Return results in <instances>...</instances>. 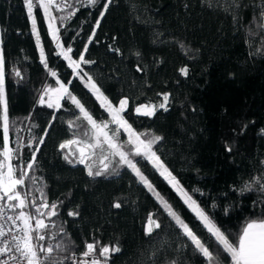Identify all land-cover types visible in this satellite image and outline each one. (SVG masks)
Here are the masks:
<instances>
[{
    "label": "trees",
    "instance_id": "16d2710c",
    "mask_svg": "<svg viewBox=\"0 0 264 264\" xmlns=\"http://www.w3.org/2000/svg\"><path fill=\"white\" fill-rule=\"evenodd\" d=\"M105 2L85 7L78 0H68L72 8L53 9L56 19L52 25L59 30L55 45L47 34L43 10L34 9L38 45L23 0H0L9 141L16 148L15 164L20 158L27 173L18 190L31 201L41 194L49 205H57L55 216L45 215L48 228L42 233L46 239L37 244H67L68 251L53 252L63 264H68L64 257L83 252L86 242L93 241L120 248L110 253L108 264H169L172 260L206 264L183 229L132 169L119 163V157L109 155L108 171L89 176L76 152L71 155L60 147L68 140L88 139L85 131L91 136L90 126L77 119L81 114L70 99H61L59 108L38 101L45 88L58 87V77L97 122H108L111 135L117 126L86 86L84 73L113 106L119 107V101L127 99L120 115L135 132L144 134L141 139L161 137L152 150L234 240L248 220L264 216V189L260 187L264 184V17L259 15L264 0H113L101 18ZM75 9V15L67 18ZM58 44L71 47L73 59L83 54L93 63L81 62L76 75L58 54ZM41 47L48 68L41 62ZM181 68L188 69L187 75ZM17 69L21 76L15 74ZM164 94L169 97L167 110L159 107ZM140 105L155 106V114L137 113ZM117 139L155 192L214 251L219 250L215 239L154 166L131 154L124 129ZM2 145L0 121V150ZM95 152L93 172L102 167L100 158L108 155L107 146L103 153L100 149ZM29 162L33 163L31 169L27 168ZM249 183L252 190L241 192ZM117 202L121 207H114ZM51 211L48 208L47 213ZM69 212L79 214L69 216ZM149 216L160 224L159 228L151 225L150 235L146 234ZM220 261L231 264L222 251Z\"/></svg>",
    "mask_w": 264,
    "mask_h": 264
},
{
    "label": "snow or ice",
    "instance_id": "6c2138e0",
    "mask_svg": "<svg viewBox=\"0 0 264 264\" xmlns=\"http://www.w3.org/2000/svg\"><path fill=\"white\" fill-rule=\"evenodd\" d=\"M24 5L27 10V15L32 20L33 33L36 35L37 43L39 45V32L36 29V17L34 15V9L39 8L43 10L44 17L48 21V27L51 31L53 39H56V32L52 25V21L56 19L53 15V9L58 12L65 11L66 9L72 8L73 6L68 3V0H23ZM82 3V6H96L99 0H87L86 4H83V0H78ZM113 0H106L103 4V10L100 12V17L103 18L105 12L107 11L109 5ZM78 9L68 12V17L71 18L75 15ZM261 17H264V10L259 13ZM64 19V17H61ZM100 20L96 22V26L99 27ZM262 26H264V21H262ZM94 35V33H93ZM91 39V37H90ZM58 47L61 51L58 53L66 61H68V66L73 69L76 75H79L81 62L83 63H93L92 61L85 60L84 55L81 54L79 59H73L70 53L72 52L71 47L64 49L63 45ZM87 48H85V51ZM114 51H119L115 49ZM41 62L44 64L45 68H48L47 60L44 55L43 48L41 47ZM139 56V53H136ZM140 69H138L139 71ZM180 72L187 75L188 69L181 68ZM17 76H21L20 71L15 70ZM50 74L53 77H57V73L54 70H50ZM4 76H5V59L3 50L0 49V121H2L3 127V145L2 150H0V219H6L11 221L15 225L17 220L22 222L23 228L21 229L22 235L19 233H13L11 228L5 230L4 224H0V257H6L5 259H0V264H9V261H13L14 264H63V260H56L53 257V252L55 249H60L61 251H68V245L56 244L55 246L48 244H37L36 241H44L46 239V233H42L41 230L47 229L48 225L44 223L42 219L35 220V226L31 223L33 219L30 213L23 210L19 211L18 215L13 217L11 215L5 216V209L15 210L24 209L27 207L25 199L22 193L18 190L19 187L25 184L24 177L27 175L22 169L20 175H17L18 168L12 163L14 150L9 147V112H8V101L4 92ZM87 76L86 86L96 96V99L101 102V106L104 107L112 117V123L117 124L118 128L111 131L109 134L108 122L102 121L97 122L93 118L92 114L85 108V106L77 99L68 89V85L61 81L58 77L56 79V84L58 87H47L39 98L40 104L47 103L49 108L60 107V100L67 97L71 102L79 109L80 116L77 119L82 118L90 126L91 136L87 131L84 132V136L88 139L84 140H68L61 144L60 147L64 148L69 144L79 143L83 146L79 149V160L78 163L84 164L85 160L94 156L96 154L95 150L100 149L103 153L104 146H107L108 155H102L100 158V164L102 167L93 172L91 165H88V175L89 176H101L106 173L109 169V155L113 157H119V163L126 165L139 178L140 182L143 183L150 191H153L156 198L159 200L160 204L167 211L168 215L171 216L176 224L183 229V234L188 237L194 246L195 250L205 258L206 264H221L220 261V251L227 253L230 257L231 264H264V216L257 219L248 220L245 225L241 228L239 233H237L235 239L230 237V234L222 230L215 221L206 213V211L200 206V204L192 198V196L183 189L179 181L172 174L171 171L164 165L163 161L152 150L154 143L159 141L161 137L154 136L152 139H141L144 134L137 133L132 129V126L125 120L120 113L124 111L128 104L127 99H121L119 101V107L113 106L112 102L108 97L101 91L100 87L93 80L91 76L84 73ZM83 79V77H81ZM71 81H68L70 84ZM45 96H48V100L45 101ZM169 97L167 94L163 96V103L159 105L160 108H165V105ZM155 106L153 105H140L137 107L136 112L151 116L155 114ZM165 110H167L165 108ZM71 124V122H70ZM123 128L128 133L127 143L131 146V154L135 156H141L149 160L154 167L160 170V175L163 176L169 184L175 188L181 196L184 198L185 204L196 214V216L203 222L204 227L207 229L208 233L215 239L218 249L214 251L211 246L204 240H202L189 226L184 222V220L173 210L172 206L160 195V193L155 192L153 185L150 183L148 178L141 172L140 168L137 167L136 163L129 158L130 153L124 150L123 145L118 142L117 133L119 129ZM43 141L41 140V143ZM231 150L230 148L228 149ZM67 159V157H65ZM35 156H33V161ZM72 161L69 160V163ZM33 163L29 162L27 168L31 169ZM254 182L260 184L258 178H254ZM260 187L264 189V184H260ZM252 190V184L249 183L241 189L243 191ZM15 202V203H13ZM33 206H35L33 202ZM57 205L48 203H42L36 207V212L43 216L45 213L40 212V208H51L53 211L47 213L48 216H55L57 213L55 211ZM114 207L119 208L121 204L119 202L114 204ZM79 213L69 212V216H75ZM155 225V228H159L160 224L157 223L151 216H149V227L147 228L146 234H151L153 228L151 225ZM62 231V229H61ZM55 236H53V239ZM120 248L118 246H110L106 244H101L99 241L86 242L85 250L80 254L85 259L79 261L73 260V264H107L110 253L119 252ZM43 253V257H41ZM18 254V255H17ZM75 252L72 253L74 257ZM95 257V258H92ZM103 257V259H100ZM71 257H64V259H69ZM169 264H177L176 260H172Z\"/></svg>",
    "mask_w": 264,
    "mask_h": 264
},
{
    "label": "built area",
    "instance_id": "2783aa9c",
    "mask_svg": "<svg viewBox=\"0 0 264 264\" xmlns=\"http://www.w3.org/2000/svg\"><path fill=\"white\" fill-rule=\"evenodd\" d=\"M56 29H58V28H56ZM58 31L56 32V37L57 38L53 39L51 31L48 28L47 34H48V36L50 38H52V40H54V45L57 44V42L59 41ZM18 151L20 152L21 148H19ZM14 152H15V150H14ZM14 166H17L19 168L22 167V161H21L20 158H19V161H18L17 165L14 164ZM22 196L25 199V203H26L27 207H25L24 209H15V210L5 209V216L11 215V216L15 217V216L18 215L19 211L23 210V211L31 214V216L33 218L31 220V223L33 224V226H35V220L36 219H42L44 221V223L46 224L47 222L45 221V215L47 214L48 208H40V212L45 213V215H43V216L39 215V213L36 212V207H38L42 203H47V201L41 196V194H37L34 201H31L29 199L28 195H26V194H23ZM33 202H34L35 206H33ZM0 203H3V202H0ZM13 203H15V202H13ZM0 224H4L6 231L8 230V228H11L13 233H19L21 235L23 234L22 231H21V229L23 228V225H22V222L20 220H17L15 225H13L11 221H7L6 219H0ZM41 231H43V230H41ZM37 242L38 241H36V243ZM81 253H75L76 255L74 257L71 254L69 256L71 258L68 259V264H73V260L79 261L81 259H85L84 257H82L80 255ZM5 258L6 257H0V259H5ZM92 258H95V257H92ZM9 264H14V262L13 261H9ZM21 264H24V262H21Z\"/></svg>",
    "mask_w": 264,
    "mask_h": 264
},
{
    "label": "rangeland",
    "instance_id": "374dc122",
    "mask_svg": "<svg viewBox=\"0 0 264 264\" xmlns=\"http://www.w3.org/2000/svg\"><path fill=\"white\" fill-rule=\"evenodd\" d=\"M53 27L56 29L57 27L55 25H53ZM49 28V27H48ZM53 37V36H52ZM117 128H118V125L116 124ZM120 129H123V128H120ZM119 129V130H120ZM128 133L126 132V142L128 141ZM73 146V147H72ZM83 145L82 144H79V143H73V144H69L67 145L66 147H64L71 155H73L74 151L76 152L77 154V161L79 160V149L82 147ZM9 147L12 148L13 150H15L14 154H13V159H12V163L13 165L15 164V154H16V148H14L11 144H10V141H9ZM20 147H18L19 149ZM74 148V150H73ZM93 156H91L90 158L86 159L85 160V163L84 164H81L79 163L80 165L86 167V169L88 170V165H91L92 167V164H91V160H92ZM147 160V159H146ZM148 162H150L149 160H147ZM151 163V162H150ZM152 164V163H151ZM153 165V164H152ZM18 168V171L17 172H20L19 170H23V167ZM156 171H158L160 173V170H158L156 167H154ZM24 171V170H23ZM26 172V171H24ZM21 174V173H20ZM165 179V178H164ZM166 180V179H165ZM167 181V180H166ZM167 183L169 184V182L167 181ZM171 187L172 185L169 184ZM23 187V186H22ZM173 188V187H172ZM173 190L175 191V193L180 197V199L183 201V203L185 204L184 202V198L181 196V194L175 189L173 188ZM150 191V190H149ZM152 193V195L154 196V198L159 202V200L156 198V196L154 195L153 191H150ZM25 194V193H22V195ZM160 204V202H159ZM161 205V204H160ZM186 207L191 211L192 214H194L196 216V214L188 207L187 204H185ZM162 206V205H161ZM163 207V206H162ZM197 217V216H196ZM197 219L202 223V225L204 226L203 222L197 217Z\"/></svg>",
    "mask_w": 264,
    "mask_h": 264
}]
</instances>
